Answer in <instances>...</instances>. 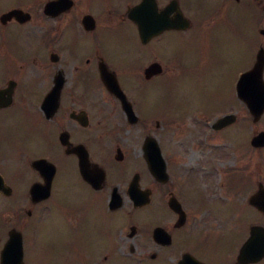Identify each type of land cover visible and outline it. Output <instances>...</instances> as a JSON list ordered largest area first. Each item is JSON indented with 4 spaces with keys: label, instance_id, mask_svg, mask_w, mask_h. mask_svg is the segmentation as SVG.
Returning a JSON list of instances; mask_svg holds the SVG:
<instances>
[{
    "label": "flooded vegetation",
    "instance_id": "1",
    "mask_svg": "<svg viewBox=\"0 0 264 264\" xmlns=\"http://www.w3.org/2000/svg\"><path fill=\"white\" fill-rule=\"evenodd\" d=\"M170 8L172 19L182 12L191 28L143 43L128 12L153 24ZM13 11L24 14L9 17ZM193 28L206 48L193 58L195 69L215 70L209 38L240 44L235 59L247 65L250 28L264 48V0H0V264H264V147L252 145L264 133V114L255 121L236 92L221 115L210 114L208 149L235 157L222 196L214 195L212 171L188 159V150L199 151L196 131L159 121L162 130L152 131L150 99L164 95L170 73H184L190 61L174 52ZM102 73L117 78L136 124ZM48 95L50 117L42 109ZM224 116L229 123L217 129ZM150 136L165 161V181L149 167ZM75 147L87 154L92 181ZM42 158L55 168L49 181L34 167ZM34 185L47 197L34 201Z\"/></svg>",
    "mask_w": 264,
    "mask_h": 264
},
{
    "label": "rangeland",
    "instance_id": "2",
    "mask_svg": "<svg viewBox=\"0 0 264 264\" xmlns=\"http://www.w3.org/2000/svg\"><path fill=\"white\" fill-rule=\"evenodd\" d=\"M256 34H258L257 31ZM122 37L124 36L122 35ZM190 39L192 40L189 42L188 38L187 43L180 41V44L175 49V54L179 56L183 54L189 56L190 54H195L197 37L192 35ZM252 39L253 41H249L248 45L244 46V53H247L245 56L247 57L248 64L252 62V52L256 53L259 46L256 35H254ZM225 42L226 44L229 43L227 40ZM226 44H222L226 52H222L220 48H216V51L220 52L217 54V57H224L222 61L226 60L225 66L219 65L216 70L207 68V72L211 73L210 75L203 70L195 69L193 65L189 67L186 66V70H183L185 71L184 75L177 80V75L170 73V80L167 82V90L164 96L158 98L160 112L167 107H177L181 109L180 111H182V113H184L185 110L187 113H191L189 120H186L184 123H180L179 121L174 122V124H172L174 126L171 129L179 131L194 130L197 132L196 137L199 138L196 139L195 146L199 148V151L198 149L188 150L187 156L188 159L191 158L190 163L201 169H204L205 166L203 160L205 162L208 159L209 163L213 160V166L211 168H216L217 172H214V169V171L212 170V178L215 180L214 195L217 196H222L225 193V188L216 186L225 182V172H227L229 168H235V157L225 155V158H223V156L218 155L220 151L207 149L209 146V138L207 139V132L203 129L206 128L209 131L208 121L210 120V116H207L205 113L196 112L195 110H205L208 114L218 113L225 109V106L228 104L227 101L233 96L234 79L239 70L246 65L237 63L235 59L236 54L242 51L241 45L234 43L231 48L229 45L226 46ZM134 45H136V43H134ZM230 52L231 54H228ZM212 73L213 78L209 80ZM205 82L210 83L205 84ZM134 129L139 130V128ZM152 129H155V119L152 123ZM199 139L203 140L205 143L203 145H200L201 143L198 144V141H200ZM17 185V194H22L24 189L23 186L20 184Z\"/></svg>",
    "mask_w": 264,
    "mask_h": 264
},
{
    "label": "water",
    "instance_id": "3",
    "mask_svg": "<svg viewBox=\"0 0 264 264\" xmlns=\"http://www.w3.org/2000/svg\"><path fill=\"white\" fill-rule=\"evenodd\" d=\"M259 60L261 61V53H260V55H259ZM260 65V63H258L257 65H256V68H255V73L258 75V66ZM253 80H255L256 82H258V80H257V77L255 76L254 77V79ZM108 84H111L112 82L111 81H108L107 82ZM114 84V83H113ZM116 85V83L112 86L111 85V91L112 92H114V93H116L117 95H119L120 93H121V91H120V89H119V87L117 86H115ZM258 92V89H257V91L254 93V94H256ZM125 100V99H124ZM256 103V101H254V103H253V105L252 104H250V106L252 107V109L254 108V104ZM124 104H127L126 103V101H124ZM258 108V106L256 107V109ZM261 111H262V108L261 109H259V111L258 112H256V113H258V115H260L261 114ZM149 145H147V149H146V152H147V156H149L150 157V159L152 160V163H153V165H154V170L155 171H157V170H159V168H155V166L157 165V162H159V159H158V157H157V155H159V152H158V150L157 149H155V147L154 146H150V147H148ZM41 162H43V161H41ZM40 162H38V164H39ZM42 168V167H41ZM156 173V172H155Z\"/></svg>",
    "mask_w": 264,
    "mask_h": 264
}]
</instances>
